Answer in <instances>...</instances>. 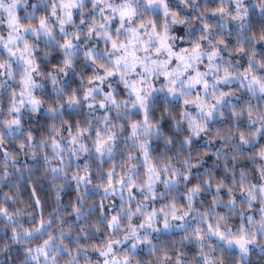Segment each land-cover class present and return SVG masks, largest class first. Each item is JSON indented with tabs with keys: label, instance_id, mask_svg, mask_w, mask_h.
<instances>
[{
	"label": "clouds",
	"instance_id": "1",
	"mask_svg": "<svg viewBox=\"0 0 264 264\" xmlns=\"http://www.w3.org/2000/svg\"><path fill=\"white\" fill-rule=\"evenodd\" d=\"M0 264H264V0H0Z\"/></svg>",
	"mask_w": 264,
	"mask_h": 264
}]
</instances>
